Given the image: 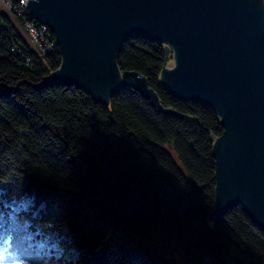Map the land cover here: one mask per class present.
<instances>
[{"label": "trees", "instance_id": "obj_1", "mask_svg": "<svg viewBox=\"0 0 264 264\" xmlns=\"http://www.w3.org/2000/svg\"><path fill=\"white\" fill-rule=\"evenodd\" d=\"M48 37L54 47L40 56L0 10V201H31L79 264H142L136 245L165 264H264V232L240 206L212 216L222 127L211 108L160 85L164 43L135 35L116 62L144 77L168 114L132 87L101 103L42 86L62 61Z\"/></svg>", "mask_w": 264, "mask_h": 264}, {"label": "water", "instance_id": "obj_2", "mask_svg": "<svg viewBox=\"0 0 264 264\" xmlns=\"http://www.w3.org/2000/svg\"><path fill=\"white\" fill-rule=\"evenodd\" d=\"M27 14L54 36L60 67L41 85L71 86L96 102L132 87L164 113L144 77L117 57L135 35L160 41L172 67L160 85L219 119L214 219L240 206L264 232V0H28Z\"/></svg>", "mask_w": 264, "mask_h": 264}, {"label": "clouds", "instance_id": "obj_3", "mask_svg": "<svg viewBox=\"0 0 264 264\" xmlns=\"http://www.w3.org/2000/svg\"><path fill=\"white\" fill-rule=\"evenodd\" d=\"M0 264H79V255L35 219L31 201H0Z\"/></svg>", "mask_w": 264, "mask_h": 264}, {"label": "built area", "instance_id": "obj_4", "mask_svg": "<svg viewBox=\"0 0 264 264\" xmlns=\"http://www.w3.org/2000/svg\"><path fill=\"white\" fill-rule=\"evenodd\" d=\"M27 1L0 0V10L10 17L30 49L42 56L53 49V41L48 37L47 28L38 25L28 16Z\"/></svg>", "mask_w": 264, "mask_h": 264}, {"label": "rangeland", "instance_id": "obj_5", "mask_svg": "<svg viewBox=\"0 0 264 264\" xmlns=\"http://www.w3.org/2000/svg\"><path fill=\"white\" fill-rule=\"evenodd\" d=\"M168 61H170L169 62V65L168 66H171L172 67V59H171V57H169L168 58ZM64 237H66V235L64 234L63 235ZM65 240H68V238L66 239L65 238ZM163 250H160V251H157V253L159 254V257H161V258H163L164 257V255L162 254L163 252H162ZM134 252H135V254H136V257H139V259H138V261L139 262H141L142 264H165L160 258H155V257H152V258H150V257H147V256H143V255H145L144 253H142L143 251L138 247V245H136V249L134 250ZM139 254H141V256H139ZM167 263V262H166ZM205 263H206V261H205Z\"/></svg>", "mask_w": 264, "mask_h": 264}]
</instances>
